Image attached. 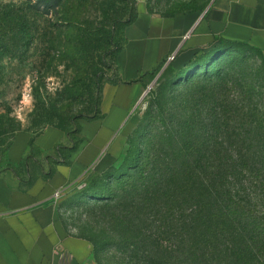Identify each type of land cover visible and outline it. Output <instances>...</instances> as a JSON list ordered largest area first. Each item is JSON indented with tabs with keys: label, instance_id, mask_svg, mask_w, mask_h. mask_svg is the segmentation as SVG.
<instances>
[{
	"label": "trees",
	"instance_id": "16d2710c",
	"mask_svg": "<svg viewBox=\"0 0 264 264\" xmlns=\"http://www.w3.org/2000/svg\"><path fill=\"white\" fill-rule=\"evenodd\" d=\"M69 2L71 0H0V71L3 62H7L18 74H25L24 69L34 73L31 112L38 116V123L47 125L32 134L53 126L66 136V143L55 145L45 154L47 170L38 167L37 177L42 179L52 176L55 164L69 165L70 154L83 142L80 121L103 117L99 105L104 78L95 62L90 65L87 77L80 76L64 84L53 95L47 94L45 88V70L54 59L50 52H56L60 60L68 59L72 65H87L90 47L84 40L69 39L63 32ZM147 4L146 0V9L151 12ZM174 8L169 9L171 14ZM177 10H182V6ZM50 11L60 24L47 20L41 26L38 18ZM136 14L126 25L134 21ZM224 42L241 57L246 49L251 53L257 51L243 42ZM38 47H41L40 53L35 55ZM220 50L209 51L199 63L191 62L181 71L179 76H188V71L195 66L204 69L203 75L196 79L198 86L193 92L196 98L182 106L184 114L177 120L169 114L165 122V101L150 98L148 114L154 105V119L163 129L148 138L139 161L134 160L137 147L128 139L129 150L124 163L116 168L111 165L84 183L80 195L87 200L83 206L96 221L91 220L94 226L83 227L76 236L92 243L95 256L105 247L116 246L131 249L134 255L151 251L161 263L172 260V264H252L253 255L248 251L246 235L254 230L246 202L240 198L241 177L254 167H258L259 172L264 171V142L252 136L253 144H250L251 138L247 136L249 112L244 111L242 97L246 99L248 91L236 80L229 88L220 68L210 73L207 63L219 58ZM257 52L264 67V58ZM152 72L140 76L138 81L145 86V79ZM254 78L263 79L264 75L255 69ZM116 82L117 79L109 81ZM232 89L237 90L240 100L230 97ZM83 95L87 98L84 105L79 109L71 108L69 102ZM4 117L5 113H0V156L16 132L28 131L20 124H5ZM171 123L175 126H170ZM251 147L254 150L250 151ZM32 161L29 152L18 164L7 160L6 167L0 171H9L15 177L22 172L26 175V184L30 185L37 178L29 172Z\"/></svg>",
	"mask_w": 264,
	"mask_h": 264
},
{
	"label": "rangeland",
	"instance_id": "374dc122",
	"mask_svg": "<svg viewBox=\"0 0 264 264\" xmlns=\"http://www.w3.org/2000/svg\"><path fill=\"white\" fill-rule=\"evenodd\" d=\"M144 1L146 3V0ZM203 1L147 0V6L151 12L162 14L173 7L192 3L193 5H199ZM137 3L138 0H71L69 2L65 13L66 21H64L63 32L69 39H82L85 45L87 44L90 47L86 60L87 65H83V67L81 64L72 65L68 59L60 60L56 56V52H50L54 59L45 70L44 81L47 94L53 95L56 89H60L64 84H68L76 78L79 79L80 76L87 77L90 65L92 66L94 62L103 72V86L121 83L115 59L120 50L119 46H122L124 41V27L134 16ZM56 19L52 11L48 12L46 16L43 15L38 18L41 26H44L47 20L59 25L60 21ZM53 31H55V28ZM188 47V41L183 40L175 52L179 59L169 61L166 64L163 61L156 70L146 77L145 86L130 106L127 117L119 128L121 135L118 143L108 146V152L106 153L110 154V152L117 151V155L120 151L118 157L113 160L115 168L124 163L123 159L127 155V150H129L128 139L134 141V145L137 147L134 160L139 161L140 151L145 149L148 138L152 137V133L156 130L163 129L162 126H159V121L154 119L156 114L154 105L150 108V115L148 114L150 98L157 97L158 100L161 98L165 101V111L163 113L165 122L170 117L169 114L176 118L174 121L184 114L181 108L186 103L190 104L196 98L193 94L194 89L198 86L196 79L197 76L203 75L204 69L195 66L191 71H188V76L179 75L181 71L187 68L185 65L191 62L199 63L206 57V53L215 48L221 49L220 57L209 63L206 61L207 58L204 63L206 62L209 66L210 73H215V70L217 71L220 68L223 72L222 76L230 86L229 88H231L232 81L236 80L243 90L248 91L246 99L242 97L244 111L249 112L248 128L250 130L247 136L250 138L252 136L253 138L256 137L264 142V123L262 122L264 117V78H254L255 69H259L264 75V67L261 66L258 52L251 53L250 50L246 49L244 55H242L243 57H241L235 50L230 48L229 44L222 40L206 46L205 49L186 50ZM40 48L38 47L35 50V55L40 53ZM239 59L244 60L238 62ZM183 61L184 63H181ZM0 72L2 73L0 79V113H5L4 123L7 125L20 124L22 128H27L30 133L41 126L47 125L45 122L38 123V116L31 112L33 106L30 91L32 82L36 80V75L28 73L27 69H24L25 74H18L7 62H3ZM78 74L80 75L78 76ZM113 79H117L118 82L109 83ZM186 79H190L189 82H186ZM160 92H162L161 96ZM229 93L230 97L233 96L240 100L237 90L232 89ZM243 94L245 96L246 93ZM86 99L85 95L76 98L74 102H69L70 107L79 109L84 105ZM47 101L48 99H46ZM52 101L54 100L52 99ZM62 104L67 103L63 102ZM111 108L114 107L110 105V100H108L103 109L104 112L100 108V112L104 115L102 119L85 121L83 126H81L82 120L80 121L83 142L77 150L76 157L79 159L77 162L83 166H79V170L68 179L67 183L60 189L58 197L55 198L58 220L63 224L65 231L72 235H78L82 232L83 227L87 229L88 226H94L92 221H96L85 211L83 205L87 198L80 195V192L84 188V183L100 172L91 167L88 169H83V167L88 165L98 154L101 157L99 161H101L106 154L101 153L102 150L109 143L108 140L112 139L111 136L116 135L117 124L122 114L113 113ZM107 109L109 111L106 114ZM204 112L205 107L203 106L201 114L203 115ZM9 118H12V120H9ZM170 126L174 127L175 123H171ZM253 138H251L250 144H253ZM249 149L252 151L254 147ZM29 152L33 157V161L29 165V172L32 176L37 177L39 166H44V170L48 168L44 157L49 151L38 152L32 144H29L24 156ZM61 155L58 157L61 158ZM7 160L6 151H4L0 156V170L6 167ZM48 162L51 164L53 160L50 159ZM10 174L9 171H5L3 175L10 178ZM18 177L19 180L12 181L20 187L27 188L26 175L20 172ZM241 183L243 193L240 191V198L246 202L248 215L254 230L246 235L248 251L253 255L251 257L252 264H264V171L260 170L259 172L258 167H254L248 174L241 177ZM93 259L95 264H172V260H168L167 263L159 262L151 251L144 252L143 255H134L131 249L123 250V248L116 246L101 249L97 256L93 255Z\"/></svg>",
	"mask_w": 264,
	"mask_h": 264
},
{
	"label": "crops",
	"instance_id": "0c3cea01",
	"mask_svg": "<svg viewBox=\"0 0 264 264\" xmlns=\"http://www.w3.org/2000/svg\"><path fill=\"white\" fill-rule=\"evenodd\" d=\"M177 8L172 14L170 10L156 14L147 11L144 0H138L136 17L124 27V41L116 54L121 83L106 84L101 91L102 112L110 100L114 107L111 111L122 114L116 135L111 136L101 153L118 143L119 128L144 86V82L138 81L140 76L156 70L171 54L173 61H177L175 52L183 40L189 44L186 50L205 49L219 40L243 42L264 58V0H204L199 5L184 4L180 11ZM85 121H81V126ZM60 143H66V136L53 126H46L37 134L18 131L6 149V158L18 164L29 144L43 153ZM77 150L70 154L69 165L55 164L50 178L37 177L27 188L12 181L19 180L18 177L10 174L9 178L3 175L5 171L1 172L0 264H95L92 243L65 231L53 197L83 166L77 162ZM116 153H106L101 161L98 154L83 169L91 167L102 172L113 165L120 151Z\"/></svg>",
	"mask_w": 264,
	"mask_h": 264
},
{
	"label": "built area",
	"instance_id": "2783aa9c",
	"mask_svg": "<svg viewBox=\"0 0 264 264\" xmlns=\"http://www.w3.org/2000/svg\"><path fill=\"white\" fill-rule=\"evenodd\" d=\"M173 57H174V54L169 55V56L166 58L164 64H166L167 62L171 61V60L173 59ZM58 195H59V191L56 190V191L54 192V194H53V197H54V198H57Z\"/></svg>",
	"mask_w": 264,
	"mask_h": 264
}]
</instances>
